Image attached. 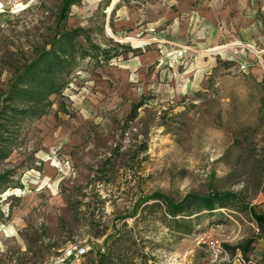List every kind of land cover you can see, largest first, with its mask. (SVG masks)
Returning <instances> with one entry per match:
<instances>
[{"label":"rangeland","instance_id":"1","mask_svg":"<svg viewBox=\"0 0 264 264\" xmlns=\"http://www.w3.org/2000/svg\"><path fill=\"white\" fill-rule=\"evenodd\" d=\"M0 2V264L73 246L89 264L123 222L147 264H264V0H76L65 19L62 0ZM67 31L61 91L20 103L17 76ZM155 192L230 197L180 236L141 217Z\"/></svg>","mask_w":264,"mask_h":264},{"label":"trees","instance_id":"2","mask_svg":"<svg viewBox=\"0 0 264 264\" xmlns=\"http://www.w3.org/2000/svg\"><path fill=\"white\" fill-rule=\"evenodd\" d=\"M74 2L76 0H62L61 19L66 18L70 6ZM75 37H77L76 31L64 32L58 39L55 37L54 41H57V44L53 45L54 48L43 51L17 76L11 95L22 104L37 106L49 96L59 93L63 86V78L60 75L71 65L72 54L70 51L74 50L72 43ZM229 197V194L204 197L187 195L181 202L173 203L164 195L155 192L142 197L138 202V207H141V217L155 211L158 213L161 224L171 234L185 236L190 235L194 230L192 219L197 216L191 218L192 216L203 211L212 214L216 205ZM136 213L137 209L130 216L118 218V220L132 219ZM262 217L264 219V216ZM126 227V222H123L120 228H115L113 235L107 238V241L111 240L109 245L102 253H97L95 258L89 261V264H147L150 257L140 250L139 252L133 250L136 240L125 231ZM251 245L252 240H247L239 246L243 257H246L252 250Z\"/></svg>","mask_w":264,"mask_h":264},{"label":"built area","instance_id":"3","mask_svg":"<svg viewBox=\"0 0 264 264\" xmlns=\"http://www.w3.org/2000/svg\"><path fill=\"white\" fill-rule=\"evenodd\" d=\"M245 68V65L241 66L242 71H244ZM232 241L233 239L230 236H225L224 238L219 240H210V242L208 243V250L211 258H213V261H224V257L226 255L224 244H228ZM85 253L86 251L84 250V248L73 246L71 248H68V250H66L62 256L57 258L54 261V264H79V258L83 257V254ZM237 261L239 262V264H245L240 256L237 257Z\"/></svg>","mask_w":264,"mask_h":264},{"label":"bare ground","instance_id":"4","mask_svg":"<svg viewBox=\"0 0 264 264\" xmlns=\"http://www.w3.org/2000/svg\"><path fill=\"white\" fill-rule=\"evenodd\" d=\"M18 7H21V6H18ZM18 7H16V8H18ZM0 8H2V5H1V2H0ZM239 43V42H238ZM235 46V45H234ZM239 46H241V45H239ZM226 47V46H225ZM225 47H216V48H214V49H212L211 51L212 52H217V51H220V50H223ZM230 47V46H229ZM228 46H227V48H229ZM246 47V46H245ZM226 48V49H227ZM256 49V48H255ZM252 52H253V48H252ZM262 52V51H261ZM255 54H256V52H255ZM260 54V53H259Z\"/></svg>","mask_w":264,"mask_h":264},{"label":"crops","instance_id":"5","mask_svg":"<svg viewBox=\"0 0 264 264\" xmlns=\"http://www.w3.org/2000/svg\"><path fill=\"white\" fill-rule=\"evenodd\" d=\"M236 264V263H235Z\"/></svg>","mask_w":264,"mask_h":264}]
</instances>
